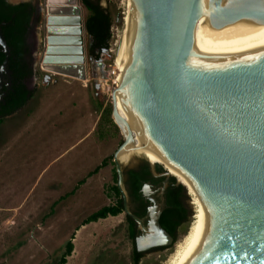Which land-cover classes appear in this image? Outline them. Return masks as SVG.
Returning <instances> with one entry per match:
<instances>
[{
	"label": "water",
	"instance_id": "obj_1",
	"mask_svg": "<svg viewBox=\"0 0 264 264\" xmlns=\"http://www.w3.org/2000/svg\"><path fill=\"white\" fill-rule=\"evenodd\" d=\"M6 1L40 11L35 0ZM42 2L44 78L87 79L78 0ZM0 47L3 69L9 48L1 28ZM116 63L117 85L145 134L206 202L205 239L190 264H264V0H129ZM117 85L111 116L123 140L112 159L123 211L141 229L137 250L166 246L173 237L159 223L162 205L149 207L146 233L125 202L118 154L133 135L115 107Z\"/></svg>",
	"mask_w": 264,
	"mask_h": 264
},
{
	"label": "rangeland",
	"instance_id": "obj_2",
	"mask_svg": "<svg viewBox=\"0 0 264 264\" xmlns=\"http://www.w3.org/2000/svg\"><path fill=\"white\" fill-rule=\"evenodd\" d=\"M42 1L35 0L40 13L36 11L29 39L32 74L27 87L32 95L0 123V264H59L68 240L73 242V249L66 256V264H134V238L141 234L134 238L129 235L124 211L82 224L90 213L115 203L117 198L111 189L115 182L113 159L87 175L103 158L113 156L123 140L119 127L100 117L109 109L112 118L111 93L116 84L111 75L103 78L95 61L88 59L91 38L85 28L88 78L52 73H48L49 79L44 78L47 72L40 68L44 51ZM127 3L99 0L111 15L109 45L107 51L99 53L106 73L116 65L115 51ZM78 4L84 25L87 11L81 0ZM144 156L134 147L127 156L119 157L122 169L135 166ZM161 168L157 174L165 177L166 169L162 164ZM151 170L156 173L153 164ZM183 182L188 220L179 226L175 240L166 248L143 250L137 264H167L177 241L195 219L200 210L197 195ZM166 184L164 179L160 186ZM159 187L154 190L147 185L145 192L159 196ZM72 189L74 192L64 197ZM148 228L146 224V233Z\"/></svg>",
	"mask_w": 264,
	"mask_h": 264
},
{
	"label": "trees",
	"instance_id": "obj_3",
	"mask_svg": "<svg viewBox=\"0 0 264 264\" xmlns=\"http://www.w3.org/2000/svg\"><path fill=\"white\" fill-rule=\"evenodd\" d=\"M83 6L87 10V15L84 20V27L91 38L89 51L91 54H98L109 45L111 15L106 8L99 4V0H81ZM34 11V6L30 1H23L16 4H11L6 0H0V28L5 41L9 48V56L7 60V68L10 71V85L5 88V93L0 100V123L3 117L17 108L22 106L32 92L27 87V79L32 74V68L29 61L30 47L26 41V33L31 15ZM4 53L0 47V63L3 61ZM105 122L117 127L113 119L110 117V110H105L101 116ZM113 156L105 157L102 161L87 175H92L107 164L108 159ZM114 164V163H113ZM158 170L162 171L161 166ZM127 179L125 185L130 196L139 197L140 187L145 180H150L152 183H159L162 177H154L150 174L147 164L141 165L138 169L130 168L126 170ZM114 184L111 186L113 193L117 196L116 202L103 205L99 209L90 213L83 219L82 224L90 221H96L99 218H105L108 215H117L123 211V202L120 190L116 184V171L113 166ZM176 176H170L169 183L165 189V207L162 209L159 216L160 225L173 237L175 240L176 231L182 223L188 220L189 211L186 207L183 198L185 197V185L176 183ZM82 179L79 183H82ZM74 189L64 194V197L73 193ZM63 197V196H61ZM144 213V208L134 211V214L141 217ZM129 235L134 238L136 233L135 221L129 215L125 214ZM73 242L68 240L65 243V250L59 259V264H66V256L71 253ZM141 254L134 249L132 254L133 263L137 264Z\"/></svg>",
	"mask_w": 264,
	"mask_h": 264
},
{
	"label": "bare ground",
	"instance_id": "obj_4",
	"mask_svg": "<svg viewBox=\"0 0 264 264\" xmlns=\"http://www.w3.org/2000/svg\"><path fill=\"white\" fill-rule=\"evenodd\" d=\"M129 0L126 6L125 12V24H126V17H127V10H128ZM125 24L123 26V32L117 42V48L115 51V55L117 56L119 47L124 37L125 32ZM46 28V23H45ZM116 40V41H117ZM116 43V42H115ZM116 62V61H115ZM116 66L118 68V72H122V69L118 67L117 63ZM117 77V74H116ZM118 83V81H117ZM118 89L115 90V107L119 114V116L128 124L132 135L133 141L129 142L127 146L120 151L118 157H124L128 155L129 150H132L134 147L145 153L148 158L149 162L151 163H160L165 167V169L171 174L178 175L177 178L184 184L183 179L186 183L189 184L190 188L196 193L197 201L199 203L200 210L196 213L195 219L191 223L189 229L184 233L180 241H177L176 247L174 248L173 252L169 256L167 264H190L192 262V258L196 255V252L199 250L200 246L202 245L205 235H206V228L208 222V215H207V206L205 200L201 197L200 193L194 187L193 183L182 173L179 169L170 161H167L162 153L160 152L159 148L156 146L155 143L145 134L142 123L140 118L135 114L131 107V96L125 92L120 85L118 84ZM134 133L136 135H134ZM134 146V147H133ZM185 185V184H184Z\"/></svg>",
	"mask_w": 264,
	"mask_h": 264
},
{
	"label": "flooded vegetation",
	"instance_id": "obj_5",
	"mask_svg": "<svg viewBox=\"0 0 264 264\" xmlns=\"http://www.w3.org/2000/svg\"><path fill=\"white\" fill-rule=\"evenodd\" d=\"M35 14H36V7L34 6V11H33L32 15H31V18H30V21H29V24H28V28H27V33H26V41L28 42V44H29V39L31 37L30 36L31 35L30 32H31V27H32V23H33V19H34ZM29 47H30V44H29ZM30 50H31V48H30ZM101 52H99V53H101ZM99 53L98 54H95L94 53V54H91V55L94 57L93 59L95 61V65H97V67L99 68V73L101 74V76L103 78H105L107 76V73H106V70L104 68V64L101 65L99 63V59L102 58L99 55ZM1 63H0V66H1ZM6 64H7V62H6ZM6 64H5V67L3 69H0V100L2 99V96L5 93V88L6 87H9V85H10V71L8 70ZM95 87H97V86H95ZM140 152L145 155L144 158H141L139 160V162L135 166L130 167V168L138 169L141 165L147 164L148 170H149V172H150V174L152 176H154V177H162L161 181L159 183H157V184L152 183L150 180H145L142 183L141 187H140V190H139L140 195H139V197H133V196H130L129 195V193L127 191V188H126V185H125V181L127 179V175H126L125 172H126L127 169H125V170L123 169V173H124V185H125V189H126V192H127V197H126V201H125L126 202V205H127L129 211L132 214H134V211L139 210L140 208H144V213L139 218H140L141 222L144 225H146L147 224V221H148L149 207L152 206V205H154L155 201H157L158 203H160L163 208L165 207V189H166V187H167V185L169 183L170 177L167 178L166 176L164 177L163 175L158 176V174H161L162 171L161 170H158V166L156 164H154V171L156 173H153L152 170H151V168H150L148 156L145 153H143L142 151H140ZM130 168H128V169H130ZM164 179L167 180V184L164 187V191L162 192L161 195H159V196H156L155 194L150 195V194H148V193L145 192V188H146L147 185H150L155 190V189H157L162 184V181ZM135 228H136L135 236L138 235V234H141V229L138 227V224H137L136 221H135ZM134 243H135V238H134ZM162 248H166V246H153V247H150V248H148L146 250L147 251L148 250H158V249H162ZM134 249L137 252H140V254L142 256V251L143 250H137L136 243L134 244ZM134 249H133V252H134Z\"/></svg>",
	"mask_w": 264,
	"mask_h": 264
},
{
	"label": "built area",
	"instance_id": "obj_6",
	"mask_svg": "<svg viewBox=\"0 0 264 264\" xmlns=\"http://www.w3.org/2000/svg\"><path fill=\"white\" fill-rule=\"evenodd\" d=\"M118 71L119 70H118V68H117V66L115 64L113 66H111V69H107V76L108 75L113 76V78L112 79L110 78V79L116 85H117V77H116V74H117Z\"/></svg>",
	"mask_w": 264,
	"mask_h": 264
},
{
	"label": "crops",
	"instance_id": "obj_7",
	"mask_svg": "<svg viewBox=\"0 0 264 264\" xmlns=\"http://www.w3.org/2000/svg\"><path fill=\"white\" fill-rule=\"evenodd\" d=\"M85 8V7H84ZM86 10V9H85ZM87 11V10H86ZM87 15V14H86ZM86 17V16H85ZM85 19V18H84Z\"/></svg>",
	"mask_w": 264,
	"mask_h": 264
}]
</instances>
